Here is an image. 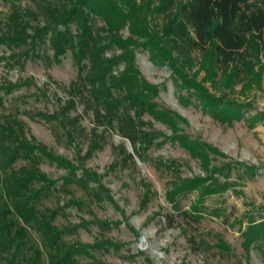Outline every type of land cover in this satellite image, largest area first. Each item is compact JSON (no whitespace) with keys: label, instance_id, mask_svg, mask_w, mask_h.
Here are the masks:
<instances>
[{"label":"rangeland","instance_id":"1","mask_svg":"<svg viewBox=\"0 0 264 264\" xmlns=\"http://www.w3.org/2000/svg\"><path fill=\"white\" fill-rule=\"evenodd\" d=\"M146 1L153 10L163 0ZM165 1H169V14L149 21L163 33L174 19L171 30L184 33L174 51L181 70L221 106L220 115L213 116L203 100L182 87L169 65L154 61L141 39H136L140 76L159 88L153 102L176 113L174 126L156 121L141 109L114 110L93 101L87 71H79L71 51L55 62L48 47L41 50V58L31 56L15 64L8 59L11 51L0 46V82L17 86L12 93L2 94L0 115H17L28 139L69 161L78 175L91 171L110 192L114 203L107 198L102 204L87 201V207H72L67 217L58 218L64 224L88 223V228L73 236L83 243L111 241L110 251L97 253L101 260L110 264H264V48L252 47L239 61L219 70L211 51L202 52L187 43L194 33L180 1L174 7ZM9 10L10 5L0 1V31ZM122 33L128 38L127 28ZM119 55V50L107 52L109 59ZM226 107L242 114L228 113ZM135 132L138 139L133 143ZM182 139L207 145L205 156L194 157L180 143ZM21 164L17 162L16 167ZM41 169L53 180L67 175L49 162L42 163ZM195 179L204 180L200 188L182 193L186 191L182 185ZM72 188L77 197L86 199L82 190ZM208 189L213 193L207 194ZM55 201L43 203L51 206ZM176 209L196 210L201 220L185 221ZM169 215L177 216L172 226L166 222ZM98 221L113 224L111 230L100 231ZM258 229L262 234L251 237L249 232ZM0 264H10V256L0 259Z\"/></svg>","mask_w":264,"mask_h":264},{"label":"trees","instance_id":"2","mask_svg":"<svg viewBox=\"0 0 264 264\" xmlns=\"http://www.w3.org/2000/svg\"><path fill=\"white\" fill-rule=\"evenodd\" d=\"M0 1L10 5L4 28L0 31V46L11 51L10 62L19 64L21 59L31 56L41 58V50L45 47L53 50L51 57L60 62L61 56L71 51L79 71H87L85 77L93 89L90 92L93 101L114 110L121 107L141 109L156 121L172 127L177 120L176 113L153 102L159 88L149 85L140 76L136 39H141L146 42L143 46L149 50L151 58L169 65L181 79V86L203 100L213 116L222 113L221 106L207 90L193 80L188 81L183 74L174 51L176 40L184 33L171 30L174 19L167 22L163 33L154 30L149 21L154 16L169 14L166 13L169 1H161L153 10L146 0ZM24 1L25 6L22 5ZM179 1L194 33L193 38L187 37V43L202 52L211 51L219 70L239 61L252 47L264 48V0ZM170 3L174 7L176 0H170ZM98 21L102 24L98 25ZM124 28L128 29V38L123 37ZM118 50L121 55L107 57V52ZM122 64L124 67L120 71ZM16 88L12 83L0 82V105L4 102L2 94H10ZM231 110L234 114H242L241 110L226 107L228 113ZM65 134L70 136L69 131ZM137 139L135 132L131 140L134 143ZM180 143L199 158L205 156V147L208 148L199 141L182 139ZM19 161L24 164L16 167ZM44 162L64 169L67 175L61 180H53L42 171ZM203 182L195 179L182 185L186 189L182 193L199 189ZM73 186L82 190L86 199L77 197ZM209 190L205 192L213 193ZM106 198L114 203L110 192L94 173L85 170L78 175L69 161L28 139L24 123L17 115H0V259L10 256V264L17 261L19 264H110L101 260L97 253L110 251L114 246L111 241L83 243L73 236H78L81 228H88V223L58 222L60 216L67 217L68 209L84 208L87 201L92 200L102 204ZM49 199L56 200L55 204L43 203ZM176 212L185 221L201 220V214L196 210L176 209ZM177 216L166 217L169 226L174 224ZM96 225L100 231L107 232L113 224L98 221ZM261 232L258 229L257 233L249 234L253 237L252 234L261 235Z\"/></svg>","mask_w":264,"mask_h":264}]
</instances>
